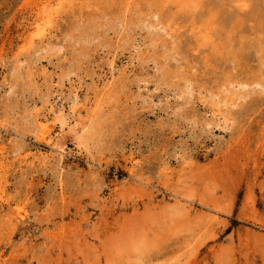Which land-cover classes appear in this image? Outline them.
<instances>
[{
  "label": "rangeland",
  "instance_id": "374dc122",
  "mask_svg": "<svg viewBox=\"0 0 264 264\" xmlns=\"http://www.w3.org/2000/svg\"><path fill=\"white\" fill-rule=\"evenodd\" d=\"M0 264H264V0H0Z\"/></svg>",
  "mask_w": 264,
  "mask_h": 264
},
{
  "label": "bare ground",
  "instance_id": "6f19581e",
  "mask_svg": "<svg viewBox=\"0 0 264 264\" xmlns=\"http://www.w3.org/2000/svg\"><path fill=\"white\" fill-rule=\"evenodd\" d=\"M40 35L42 36V34ZM53 123H54V120L48 121V116L43 115L42 121L39 122V126L42 129L41 131L42 137L44 136V134H48L50 127L53 125Z\"/></svg>",
  "mask_w": 264,
  "mask_h": 264
}]
</instances>
